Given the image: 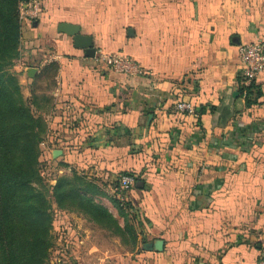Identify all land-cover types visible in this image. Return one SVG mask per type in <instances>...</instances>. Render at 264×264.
<instances>
[{"label":"crops","instance_id":"0c3cea01","mask_svg":"<svg viewBox=\"0 0 264 264\" xmlns=\"http://www.w3.org/2000/svg\"><path fill=\"white\" fill-rule=\"evenodd\" d=\"M41 3L38 18L22 21L10 70L29 97L43 61L58 65L44 91L50 107L40 143L53 171L74 168L108 197L124 172L139 178L127 192L138 234L128 264L264 258V71L253 80L260 94L247 105L238 56L240 45L264 42V0ZM61 22L89 35L96 56L86 57L58 32ZM114 53L133 58L145 73H116L98 56ZM179 100L193 103L196 114L175 110ZM55 150L61 154L54 158ZM100 199L122 225L110 200ZM59 222L77 235L73 264H102L113 254L111 243L120 241L75 213L63 212ZM157 241L160 249L149 248Z\"/></svg>","mask_w":264,"mask_h":264},{"label":"trees","instance_id":"16d2710c","mask_svg":"<svg viewBox=\"0 0 264 264\" xmlns=\"http://www.w3.org/2000/svg\"><path fill=\"white\" fill-rule=\"evenodd\" d=\"M21 1L31 0H0V264H48L54 208L83 215L134 249L138 234L135 207L129 201L120 203L108 197L99 185L74 168L69 175L57 176L53 185L44 182L39 168L40 143L47 132L43 114L50 107V98L35 93L32 85L46 74L55 75L58 65L53 61L43 65L30 85L31 98H24L18 76L10 70L19 57ZM239 91L247 105L255 101L253 95L260 94L253 81ZM123 174L132 175L134 184L139 180L132 172ZM99 197L110 200L123 219L122 225Z\"/></svg>","mask_w":264,"mask_h":264},{"label":"built area","instance_id":"2783aa9c","mask_svg":"<svg viewBox=\"0 0 264 264\" xmlns=\"http://www.w3.org/2000/svg\"><path fill=\"white\" fill-rule=\"evenodd\" d=\"M19 17L21 20L36 19L42 12L41 0H31L28 2L21 1L18 5ZM114 72L128 76H138L145 73L144 67L127 55L121 53L100 54L98 55ZM238 56L242 64V79L243 85L250 84L256 75L264 71V42L253 41L238 47ZM50 60L43 61V65L49 63ZM175 110L190 115L196 114V109L193 103L187 100H179L175 103ZM52 183L55 180L51 181ZM134 185L132 175H120L118 185L114 192V197L124 203L128 201L127 192ZM129 215H132V210H128ZM255 264H264V258H260Z\"/></svg>","mask_w":264,"mask_h":264},{"label":"rangeland","instance_id":"374dc122","mask_svg":"<svg viewBox=\"0 0 264 264\" xmlns=\"http://www.w3.org/2000/svg\"><path fill=\"white\" fill-rule=\"evenodd\" d=\"M52 85L51 81H50V76L49 74H46L44 76H42V79L39 80L38 82H35L32 85V88L35 90V93H44V91L46 89L49 88V86ZM30 90V87H29ZM26 99H30L31 95H29V97H24ZM42 151H41V155H40V171H41V175L44 178V182L47 183V185H53L54 183H52V180H55V178L57 176H61V175H69L66 174V172H62V173H57L55 171L52 170V168H50L45 161L43 162L42 160ZM101 202H106L105 200H101L100 199V203ZM54 203L52 204V208H54ZM53 213H54V222H53V228H52V237H53V245L50 251V260L48 261V264H63V258H65L67 261H69L71 264H73V262H78V258L75 257V255L73 254V250H76L78 248L77 246V242L75 243V240L73 239L74 236H77L76 234L70 236V233L68 232V228L63 227L60 222H59V218L61 216H63V212L65 213H75V215L79 218H84L85 220H87L85 217H83V215L77 213V212H70V211H62V210H57V209H53ZM114 211V209H113ZM88 221V220H87ZM89 222V221H88ZM75 223V222H74ZM92 223V222H90ZM93 224V223H92ZM73 224H71L70 226L72 228H74L72 226ZM76 225V223H75ZM94 225V224H93ZM78 226V224H77ZM76 227V226H75ZM101 228V227H99ZM106 230V229H105ZM110 234V233H109ZM111 235V234H110ZM80 237V236H79ZM118 238V237H117ZM80 240V238L78 239ZM75 243V244H74ZM111 246L113 247V254L104 257V259L102 260V264H128L129 263V257H135L134 253L131 254V251L128 250V246L126 244H124L123 242L119 241H113L111 243ZM67 247V248H66ZM57 249L58 252H55ZM80 262H84V260H80ZM86 262V260H85ZM87 264V262H86Z\"/></svg>","mask_w":264,"mask_h":264},{"label":"water","instance_id":"95a60500","mask_svg":"<svg viewBox=\"0 0 264 264\" xmlns=\"http://www.w3.org/2000/svg\"><path fill=\"white\" fill-rule=\"evenodd\" d=\"M57 30L58 32L65 33L66 35L72 37L74 47L82 49L86 57L92 58L96 56L95 48L93 47V42L91 37L89 35L80 33V28L78 25L61 22L57 25ZM35 70L36 69L33 67L30 68L29 71L27 72L28 75L32 77ZM233 95H237V92H234ZM60 154H61L60 150H55L53 151L52 156L55 158ZM161 244H162L161 241H157L151 245L149 244L148 246L149 248H151V246H154L160 249Z\"/></svg>","mask_w":264,"mask_h":264}]
</instances>
